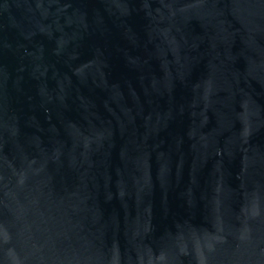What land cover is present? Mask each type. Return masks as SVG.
<instances>
[{"label": "water", "instance_id": "95a60500", "mask_svg": "<svg viewBox=\"0 0 264 264\" xmlns=\"http://www.w3.org/2000/svg\"><path fill=\"white\" fill-rule=\"evenodd\" d=\"M0 264H264V0H0Z\"/></svg>", "mask_w": 264, "mask_h": 264}]
</instances>
